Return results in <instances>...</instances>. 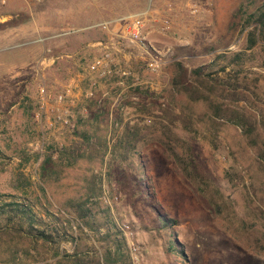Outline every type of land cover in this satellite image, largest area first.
Returning <instances> with one entry per match:
<instances>
[{
	"label": "rangeland",
	"instance_id": "1",
	"mask_svg": "<svg viewBox=\"0 0 264 264\" xmlns=\"http://www.w3.org/2000/svg\"><path fill=\"white\" fill-rule=\"evenodd\" d=\"M263 4L0 0V264L97 259L116 240L126 264H264V44L248 50L245 29ZM103 46L108 67L93 72ZM178 62L192 95L173 88ZM215 105L254 129L217 120ZM84 134L100 152L65 165ZM93 190L97 232L76 211ZM17 204L68 241L28 236Z\"/></svg>",
	"mask_w": 264,
	"mask_h": 264
},
{
	"label": "trees",
	"instance_id": "2",
	"mask_svg": "<svg viewBox=\"0 0 264 264\" xmlns=\"http://www.w3.org/2000/svg\"><path fill=\"white\" fill-rule=\"evenodd\" d=\"M245 29L247 30V49L251 50L256 47L259 43L264 44V4L260 7L256 12L251 14L245 19ZM177 73L173 79V88L177 91H182L189 95H192L193 88L186 84L185 78H187V70L182 65V63L178 62ZM196 74L198 79H201L202 72L201 69L194 70L193 72ZM201 98L200 96L195 100ZM214 116L217 120L227 123H232L246 132L248 127L253 130L254 124L246 114L239 110H232L229 107H223L220 105L213 106ZM100 152L99 146L92 141V138L88 134H84L81 141L77 142L71 147L64 148L61 152L60 159L67 166L75 165L79 160L86 157V155H95ZM88 153V154H87ZM259 158L264 165V150H262L259 154ZM97 198V194L93 190L90 193L89 200L87 202H81L76 205L78 218L82 221L83 228L84 226L89 228L93 232L99 231V226L95 227L90 218H92V209L87 207V203L91 202L90 200H94ZM19 208V212L25 215L30 224V230L27 233L28 236L32 237L35 240H40L48 244H61L62 241H68V236L64 237L63 234L57 229L56 232L47 233L46 230L35 229V224L38 222L33 218L31 209L27 205H15ZM5 206L1 207V211H4ZM174 221L162 219V223L164 227H168L170 223ZM116 230V229H115ZM35 233V234H33ZM122 232L116 231L115 235L121 234ZM110 234H107L106 238H108ZM70 241H75L74 237H71ZM116 250L115 252H107L101 258H89L80 256L78 250H76L72 254H68L62 257L60 264H126L128 260H130L129 256L125 254L124 248L127 247L125 242L121 240H116L115 242Z\"/></svg>",
	"mask_w": 264,
	"mask_h": 264
},
{
	"label": "built area",
	"instance_id": "3",
	"mask_svg": "<svg viewBox=\"0 0 264 264\" xmlns=\"http://www.w3.org/2000/svg\"><path fill=\"white\" fill-rule=\"evenodd\" d=\"M135 19L133 21V27H134V31L132 33V35H134V38H136L137 40L140 39V35H141V28H142V20L140 19V15L134 16ZM104 28H108L109 23H105L102 25ZM100 45H103L102 43H100ZM105 48V52H103V56L99 59H96L92 66L90 67V69L93 72H104L105 69L108 67V61L111 58V53L109 52V46H103ZM40 94L43 98V106L45 107V105L47 104V92L45 88H41L40 90ZM64 99V96H60L59 97V102H62Z\"/></svg>",
	"mask_w": 264,
	"mask_h": 264
}]
</instances>
